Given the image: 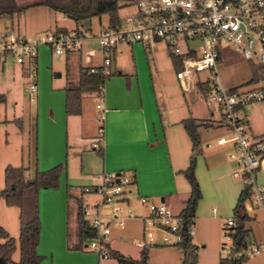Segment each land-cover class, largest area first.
Masks as SVG:
<instances>
[{
  "label": "crops",
  "instance_id": "obj_1",
  "mask_svg": "<svg viewBox=\"0 0 264 264\" xmlns=\"http://www.w3.org/2000/svg\"><path fill=\"white\" fill-rule=\"evenodd\" d=\"M18 1L21 3L25 2L24 0ZM20 12L24 13L25 16L26 14L28 16L31 15L36 22V29L33 34L48 28H72L76 26L74 18L69 16L71 14L55 11L46 5H33L22 11L5 14L14 16L15 13L18 14ZM103 26L105 25H102L100 28ZM4 31L10 32L13 30H9V26L5 25ZM23 32L22 34L28 33L26 30ZM121 44L125 46L121 47ZM121 44L117 47L114 62L111 66V72L116 73L105 81V132L100 147L102 148L101 151H99V148L94 147L99 127L98 109L96 107L97 90L85 92L82 97V111L72 114L66 112L65 90L68 84L77 83L81 66L92 67L102 64L101 51V59L96 63L92 62V56H94L95 52L90 54V49H88L86 57L83 60V45L79 49L56 54H66V60L69 57L72 61L78 59L75 72L66 63L65 78H63L62 72H58L56 75L58 79L55 81L54 78H50V74L48 73L46 74L47 80L45 79L43 87L40 89L38 86V103L33 119L35 124L34 145L32 149L28 138V142L26 141L29 144L26 151L28 153L25 154L27 155V159L24 162V158L22 159V165L29 166L30 169L26 175L27 178H31L36 167L45 170L55 165L63 164V170L59 177V186L44 187L39 190L41 229L37 252L45 258L40 264L101 263L99 256L96 260L95 254L86 252L91 249L86 246L83 249H70L68 243L69 233L72 240L75 239L76 235L75 196H81L83 200L90 202L99 201L100 197L98 195L91 193L84 194L82 188L86 185L101 182L106 173L125 171L131 175L133 182L130 186V192L126 195V199L123 202L127 203L128 208L134 212L130 206L131 200H133L131 196L133 192V198L136 199L134 206L138 211L135 214L138 216L147 213L146 205L140 200L141 196H147L153 202H165L176 213H179L189 194L190 184L182 170L189 164L191 149L188 150L186 136L182 133V129L178 128L182 125V128L186 132L181 120L189 116L181 119H170L168 109L161 108L159 93L155 88L154 79L148 80V82H152L153 86L150 83L146 85V78L143 79L140 76L138 63L135 61L137 58L136 49L140 50L142 46H145L139 42ZM42 49L47 50L44 46ZM124 51L128 54L132 52L133 59L129 64L119 63L117 60V53L121 54ZM44 61L46 63V60L41 61L38 54L37 70L40 62ZM247 61L252 68L250 80L254 74V67L258 64L250 60ZM51 64H53V61ZM17 65L11 62L3 69H0L3 78H11L13 83L16 81V76L25 79V70L20 65ZM36 82L38 85L39 80L37 77ZM0 94L1 98H6L5 93ZM248 110L249 106L242 110V115L247 122L248 133L253 137L264 135V128L261 129L256 125H252ZM262 111L264 113V108H262ZM191 116L200 117L196 115ZM16 119L19 118L13 119L15 123H17ZM4 121L10 123L12 120L5 119ZM19 130L22 134L24 133L23 127ZM186 135L189 137L187 132ZM199 136L200 140H202L200 130ZM210 144L209 141L206 142L208 147ZM227 144L230 147V152H234L232 145L230 143ZM23 147L22 145V150ZM231 153H229L231 160L230 162H225L224 167L228 173L239 176L236 174L239 170V162L236 157L231 156ZM197 174L199 180H201L199 172ZM183 177L186 178L185 181ZM261 180L264 182V175L261 177ZM68 191L74 197L69 199ZM199 203L197 210L200 207ZM7 206L8 210H5L10 211V214L4 221L1 220L2 209L0 207V224L17 239L16 252L19 250L20 208L16 205ZM258 210L260 209L248 211L251 213L252 219H254L255 212ZM216 211L217 209L214 207L213 212ZM129 219L142 222L136 216L129 217L127 212L126 221ZM16 220L18 221V226L16 225ZM73 226H75V229ZM115 226L123 228V226L113 225L111 233ZM114 242V240L108 242V246L113 250H118L134 258L140 257L141 250L138 255H134L133 253L127 254ZM137 246L141 247L139 244ZM163 249H168V253L171 255V258L169 257L167 260V264L182 263V251L179 247H163ZM153 251L151 252L152 255ZM15 252L13 253V259L18 260L20 252L16 258ZM89 259H91L90 262L88 261Z\"/></svg>",
  "mask_w": 264,
  "mask_h": 264
},
{
  "label": "built area",
  "instance_id": "obj_2",
  "mask_svg": "<svg viewBox=\"0 0 264 264\" xmlns=\"http://www.w3.org/2000/svg\"><path fill=\"white\" fill-rule=\"evenodd\" d=\"M120 10L133 8L122 17L119 24H107L97 34L83 24L53 29L39 36L28 37L14 31L0 34V69L7 64L20 65L29 77L25 91L34 100L39 47L49 44L56 54L79 49L87 40H97L102 53V64L92 66L90 72L111 73L117 47L121 43L139 42L147 48L162 41L172 54L180 57L181 66L176 69L180 88L185 91L200 90L206 104L218 113L216 126L224 133L216 137L218 144L230 143L234 149L231 156L239 162L240 175L244 184L251 186V196L245 201L248 211L260 209L264 212V185L257 179V172L264 167V135L251 136L246 119L242 115L245 107L264 102V0H117ZM190 40L194 42L190 43ZM229 46L246 60L259 65L260 78L250 84L227 86L219 73L222 48ZM94 51L90 49V54ZM204 73V74H203ZM98 136L94 143L100 148L104 138L105 82L97 89ZM213 113V111H212ZM202 127H205L204 125ZM209 128V127H205ZM133 178L125 171L104 174L101 182L86 185L84 194L100 197L97 202L83 200L82 213L96 229V236L86 242V247L99 257L110 256L107 238L112 226H124L126 216L121 215L119 205L130 192ZM140 200L147 213L136 215L131 209L128 216H136L143 222L144 238L137 244H180L186 234L194 236L195 223L185 228L182 217L165 202H153L147 196ZM111 205L110 215L102 214L101 205ZM235 224L230 217L225 227ZM149 242L146 240V232ZM231 232L227 233L231 242ZM159 238V240L156 239ZM263 242L243 245L237 255L261 253ZM233 255L227 249L226 257Z\"/></svg>",
  "mask_w": 264,
  "mask_h": 264
},
{
  "label": "rangeland",
  "instance_id": "obj_3",
  "mask_svg": "<svg viewBox=\"0 0 264 264\" xmlns=\"http://www.w3.org/2000/svg\"><path fill=\"white\" fill-rule=\"evenodd\" d=\"M24 1L29 2L31 0ZM132 10L133 8L121 9L119 12L120 16L123 17ZM30 16L31 15L28 16L27 14L25 16L22 12L18 14L15 13L14 16H9L5 13L0 14V34L5 33V25H8L9 30H13L16 33H24L23 31L26 30L28 33L25 35L28 37L39 36L53 30L52 28H48L33 34L36 29V22L32 16ZM108 22L109 17L106 14L94 16L92 18L93 34H97L100 27L102 25H107ZM31 31L32 33L30 34ZM192 42L194 41L190 40V43ZM43 46L47 48L46 51L42 49ZM122 46L125 45L121 44V47ZM88 49H92L95 52L94 56H92V62H99L101 58L100 47L97 40L90 39L83 43V60L86 57ZM130 53L132 54V52ZM38 54L40 55L41 61L46 60V63L45 61L40 62L36 73L40 89L43 87L45 79L47 80L46 74L49 73L50 78H54L56 81L58 79L56 78L58 72H62L63 78H65L66 63L74 72L78 65V59L72 61L69 57L68 60H66V54L56 55L49 44L40 45ZM131 54L124 51L121 54L117 53L116 57L119 63L129 64L133 59ZM136 57L135 61L138 63L140 76L143 79L146 78V85L150 83L151 86H153L152 82H148V80L154 79L155 88L159 93L161 108L168 109L170 119H181L191 115L203 118L218 117V113L206 104L204 95L200 90L185 92L180 88L176 78V67L171 56V51L165 42L160 41L151 48L142 46L140 50L136 49ZM52 61L53 64H51ZM218 67L220 76L227 86H240L248 82L252 74V68L249 62L229 46L222 48V56ZM24 78L25 79H22L16 76V81L13 83L11 78L4 79L0 72V93H5L6 95V98L3 99L0 94V188L5 185V167L8 164L14 166L22 165L24 160L27 159V155L25 154L28 153L26 152L29 145L27 143L28 138L32 149L34 145L35 124L33 119L37 109V94L39 93V88L38 93L34 94V100L31 101L28 93L25 91V87L29 82V77L26 72ZM97 101L98 99L96 102ZM262 108H264V103L259 102L250 105L248 110L252 125H256L261 129L264 128V113ZM212 111L213 113H211ZM98 114L97 112V115ZM15 118L20 119V124L13 121ZM5 119L12 121L8 123L4 121ZM204 126L209 128L199 127L202 140L201 151L197 156L196 167V176L198 175L197 172H199L201 180H199L198 176L197 179L200 182L203 196L200 200V207L196 212L194 220L196 233L193 239L198 245V258L196 264H218L220 256L226 257L227 249L231 245L227 236V233L231 230L225 227V222L228 218L233 217V208L238 198L239 191L244 186V180L240 175L234 176L232 173H228L224 167V163L230 162L231 160L229 158V153H231L230 147L228 144L222 145L218 144L216 141V137L224 133V129L216 126V124H204ZM21 127L24 129L23 134L19 132ZM178 128H181L182 133L186 136L188 150L191 149L190 139L187 137L182 125ZM207 141L211 143L209 147L206 145ZM22 145L24 146L23 150ZM263 175L264 168H260L257 172V178L258 182L264 185V182L261 180ZM185 180L186 178H184V181ZM131 196L133 200H131L130 206L134 210V213H137V208L134 206L136 204V199L133 198V192ZM120 204L123 208L121 215L126 216L129 209L128 205L124 202ZM0 207L2 209L1 220L4 221L10 214V211H6L8 210V206L2 198L0 199ZM111 207V205L107 204L101 205L102 214H109ZM214 207L217 209L216 212H213ZM16 222L18 226V221L16 220ZM248 225L253 230L255 241L263 242L264 212L262 210L256 211L254 219L250 222L248 221ZM73 228L75 229V226H73ZM149 234V231L146 232L147 242H149ZM143 239H145L143 223L139 220L129 219L126 221L123 228L115 226L113 232L108 236L106 241L111 242V240H114V243L121 247L120 249H122L123 252L125 251L127 254L133 253L134 255H138L142 246H137V242ZM156 239L159 240L158 237H156ZM163 247L170 248L175 246L159 243L148 244L150 264H167V260L169 257L171 258V255L168 253L169 250L163 249ZM152 250H154L153 255L151 254ZM86 252L95 254L96 260L99 258L98 253L92 250ZM18 255L19 250L15 252V258L18 257ZM44 259L43 257L41 262ZM88 261L90 262L91 259ZM100 264H117V260L115 257L109 256L108 258H101ZM243 264H264V250L261 253L250 255Z\"/></svg>",
  "mask_w": 264,
  "mask_h": 264
},
{
  "label": "trees",
  "instance_id": "obj_4",
  "mask_svg": "<svg viewBox=\"0 0 264 264\" xmlns=\"http://www.w3.org/2000/svg\"><path fill=\"white\" fill-rule=\"evenodd\" d=\"M33 5H46L55 11L74 16L76 26L85 25L92 29V18L104 14L109 17V24L115 25L122 22L120 7L117 0H33L30 2H18L17 0H0V14L14 13L22 11ZM66 30L67 28H56ZM176 69L180 68V57L171 53ZM91 67L81 66L77 83L68 84L66 90V112L68 114L80 113L82 111V97L85 92L96 91L100 84L104 83L108 77L115 74H103L101 72H90ZM259 66L254 67L252 78L243 85L253 83L260 78ZM20 124V119L15 120ZM216 119L212 117L201 118L189 116L181 120L190 140L191 154L189 164L182 170L190 184V191L185 200L183 208L178 213L184 222L185 228L190 222H194L196 210L203 194L200 183L196 176L197 156L201 151V140L199 127L215 125ZM102 148H99L101 151ZM28 165L14 166L8 164L5 167V185L0 188V198H3L7 205H16L20 208L19 224L20 233L18 246L20 256L18 260L13 259V253L17 248V239L0 224V264H40L43 256L37 252L41 221L39 218V190L44 187H58L59 177L63 170V164L55 165L49 169L41 170L35 168L33 176L27 178ZM70 188V187H69ZM83 192V190H82ZM251 196V186L244 184L235 206L233 208V218L235 224L230 227L232 236L231 251L233 255L228 257L220 256L218 264H243L249 256L237 255L243 245L256 242L253 230L248 226V221L252 220L245 201ZM74 197L68 191V198ZM76 202V235L72 240L69 233L68 247L70 249H83L86 242L96 236V229L85 219L82 213L83 198L75 196ZM182 251L181 264H196L198 258V245L193 242V237L186 234L184 240L177 245ZM110 248V256L117 259L118 264H150L148 244L142 246L139 258L125 255L118 250Z\"/></svg>",
  "mask_w": 264,
  "mask_h": 264
},
{
  "label": "water",
  "instance_id": "obj_5",
  "mask_svg": "<svg viewBox=\"0 0 264 264\" xmlns=\"http://www.w3.org/2000/svg\"><path fill=\"white\" fill-rule=\"evenodd\" d=\"M69 16H71L72 18H74V16H73V15H69Z\"/></svg>",
  "mask_w": 264,
  "mask_h": 264
}]
</instances>
